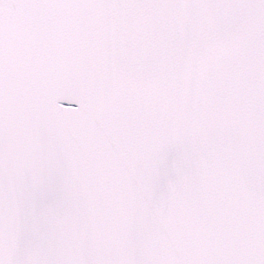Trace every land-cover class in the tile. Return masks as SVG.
<instances>
[{"label": "snow or ice", "instance_id": "6c2138e0", "mask_svg": "<svg viewBox=\"0 0 264 264\" xmlns=\"http://www.w3.org/2000/svg\"><path fill=\"white\" fill-rule=\"evenodd\" d=\"M0 264H264V0H0Z\"/></svg>", "mask_w": 264, "mask_h": 264}]
</instances>
